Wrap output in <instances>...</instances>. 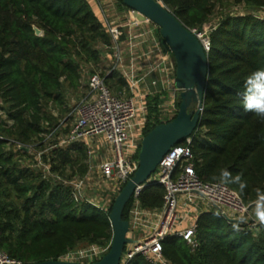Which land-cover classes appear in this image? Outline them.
<instances>
[{"label":"trees","instance_id":"1","mask_svg":"<svg viewBox=\"0 0 264 264\" xmlns=\"http://www.w3.org/2000/svg\"><path fill=\"white\" fill-rule=\"evenodd\" d=\"M161 1L189 29L210 22L224 1L251 8L211 23L203 110L188 137L197 175L224 182L221 173L228 171L230 181L224 183L251 206L264 196V120L244 111L242 94L248 75L264 68V16L252 11H263L264 0ZM114 3L119 11L131 9L122 0ZM101 10L90 0H0V110L6 114L0 115V251L18 262L57 260L82 243L110 246L113 237L109 213L115 197L106 208L77 200L64 179L44 177L29 163L36 161L33 148L44 147L48 135L60 133L61 124L47 111V102L70 110L64 104V84L77 88L83 65L97 64L105 49L114 46ZM103 75L110 87L120 90L127 83L117 70ZM166 94L146 95L143 135L175 117L180 99L176 97L175 110L164 109L163 114ZM185 143L187 138L178 144ZM53 144L42 153L53 172L65 175L69 168V179L76 170L87 169L82 141ZM23 158L29 160L27 165ZM238 174L243 188L231 182ZM164 193L163 185L152 184L138 199L142 207L156 209L163 205ZM133 200L123 209L124 219L130 218ZM194 238L192 246L182 236L169 234L163 240L164 257L173 264H264V225L259 222L230 221L209 207L197 216ZM120 264L151 262L136 254L121 258Z\"/></svg>","mask_w":264,"mask_h":264},{"label":"built area","instance_id":"2","mask_svg":"<svg viewBox=\"0 0 264 264\" xmlns=\"http://www.w3.org/2000/svg\"><path fill=\"white\" fill-rule=\"evenodd\" d=\"M97 1L113 38V48L118 50L115 57L119 62L123 59L120 37L126 36L124 44L127 43L125 45L128 48L129 62L120 66L123 77L127 80L130 95L124 96L121 90L113 92L105 80V75L100 72L92 73L88 78V93L76 107V119L64 142L82 141L86 146L87 156L91 157L96 155L97 140L103 139L106 143L103 149L104 156L95 165L89 162L87 172L97 171L100 177L107 183H112L114 189L119 192L138 166L137 153L140 150L146 123V95L169 91L173 96L171 105L175 110L173 102L178 96V89L174 85V71L169 61L170 50H164L162 39L157 37L158 27L146 16L129 9V18L124 24L127 27L125 34L123 26L115 22L116 13L107 12L103 0ZM109 1L111 11H114V0ZM211 29L210 22L205 23L202 28L190 29L207 53L211 47L209 35ZM142 46L144 48L140 49ZM138 68L142 69L140 75L137 74ZM152 73H157V77L149 82L146 78ZM151 85L157 88L152 89ZM202 110L203 107L201 112ZM190 143L191 139L187 138V143L172 146L157 165L154 174L135 188L128 220V236L131 229L137 228H141L144 234L126 249L122 261L142 254L151 264H173L163 255V240L174 233L195 246L196 219L200 211L215 207L222 215L226 212L230 217L236 218L247 210L248 205L243 202L236 190L222 181H204L197 175L191 161L193 152ZM42 153L44 151H37L36 161L31 166L41 168L44 177H50L52 170L50 164L42 159ZM93 166L96 168L93 169ZM87 175L75 180L64 179V182L71 186L75 199H85L101 206L84 193ZM55 176L62 179L56 174ZM152 184L163 185L164 202L160 208L147 209L141 206L138 197L143 188ZM108 249L109 246L106 245L98 250L76 254L71 250L60 259L94 261ZM9 262L18 261L0 251V264Z\"/></svg>","mask_w":264,"mask_h":264},{"label":"water","instance_id":"3","mask_svg":"<svg viewBox=\"0 0 264 264\" xmlns=\"http://www.w3.org/2000/svg\"><path fill=\"white\" fill-rule=\"evenodd\" d=\"M122 1L158 27L164 50H170L174 85L180 99L177 113L171 120L155 125L142 137L138 166L115 196L109 213L113 237L105 254L94 261L57 259L4 264H120L126 244L134 242L128 236L129 221L122 216L125 205L133 196L135 188L150 178L170 148L188 138L200 123L209 64L208 54L202 43L161 0ZM34 30L37 35L41 34V29L37 26H34ZM223 216L230 221H239L226 212Z\"/></svg>","mask_w":264,"mask_h":264},{"label":"rangeland","instance_id":"4","mask_svg":"<svg viewBox=\"0 0 264 264\" xmlns=\"http://www.w3.org/2000/svg\"><path fill=\"white\" fill-rule=\"evenodd\" d=\"M103 3H104V6H105L107 12L116 13L115 17H118L120 15L119 13H117L115 11H111L112 8L110 7V1L109 0L108 1L103 0ZM248 10H251V8L245 6V4H243V3L242 4H235L232 1H224L222 5H220V6L217 5V7L215 8L214 13L211 16L210 23H216L222 15L246 13V12H249ZM252 11L255 14L259 13L258 10H252ZM259 14L264 15V12H260ZM120 50L122 51L121 52L122 53L121 55L123 57L122 61L119 62V60L115 57L116 53L118 52V50L115 49V47L114 48H107V49H105L104 53L102 54V58H101L100 62H98L97 64H85V65H83V67L81 69L80 85L77 88L69 87L66 83L64 84V104L67 105V107H69L70 110L65 111V109H63V106H61L57 103H54L52 101L47 102V104H46L47 111L52 113L58 119L59 123L61 124L60 133L59 134L52 133L51 135H48L49 137L44 141L45 142V144L43 145L44 147H40L39 149L33 148L35 154L37 153L38 150L48 152L55 145V144H53L55 142L57 145H61V146L64 145L65 143H68L67 141L64 142V140L67 139L68 132L72 128L73 123L76 119V107H77L78 103L88 93V78H89V76L94 72H100L102 75H103V73L106 75H110L113 70L114 71L117 70L120 73V70L122 68L120 65L121 64H123V65L127 64V62H128L127 58L129 57L128 48L126 47V45L121 44ZM126 59H127V61H126ZM169 59H170V57H169ZM91 71H93V72H91ZM110 84L108 83V85H110ZM111 88H112L113 92H115V93L119 91V89H116L115 85L112 86ZM121 91H122V94L124 96L130 95L129 90H127L126 87L122 88ZM172 101H173V96L169 92H167L166 96L163 99V103L161 105V107L163 108L162 109L163 114H165V110L166 111L167 110L173 111V108L171 105ZM173 103H175V102H173ZM0 105H3L1 99H0ZM175 107H176V105H175ZM0 115L2 118H6L5 112H3L1 110H0ZM97 141H98V149L96 151V155L91 156V157L87 156L83 160V162H86V165H87V169L83 173H78L76 170L75 174H73L69 179H66L65 176H67V173H71L69 168H66L65 169V175H60L59 173L52 171V174H50L49 176L51 178L57 179V177L55 176V174H56V175L60 176L62 179L69 181V180H75L76 178H79V177H84L88 174L87 175L88 178L86 179L85 188H84L85 195L87 197H89L90 199L94 200L95 203H98L99 205H101L103 207H108L109 204L111 203L112 198L118 194V191L116 189H114V186L112 183L109 184L106 182V180H104L103 177H100L99 173L97 171H90L89 173L87 172V170L89 169V165H90L89 162H91L92 164L95 165L96 162H98L100 160V158H102L104 156L103 149L106 147V143L104 142L103 139H100ZM85 150H86V146H85ZM137 159H138V157H137ZM28 161L29 160L25 159V158H23L21 160L23 165H27ZM29 163L31 165L34 164L33 161H31V162L29 161ZM34 168H35V171L39 170L42 172L41 168H39V167H34ZM92 168L94 169L96 167L93 166ZM153 174L154 173H152V175ZM262 211H264V196L262 198H260L259 200H257L256 202H254V204H252L251 206H247V210L245 211V213L237 216L236 218H238L239 221H241L243 223H247L248 225H251V224L255 225L256 223L259 222L256 218L257 213L262 212ZM143 234H144V231L141 228H137V229H133V230L131 229L129 232V236L133 240L139 239L141 236H143ZM131 246H132V244L128 243V244H126L125 248L129 249ZM101 247L102 246H100L98 244L82 243V244L78 245L76 248H74L72 251H73V253L76 254V253H80V252H89V251H93V250H98ZM123 259H124V255H122V260Z\"/></svg>","mask_w":264,"mask_h":264},{"label":"clouds","instance_id":"5","mask_svg":"<svg viewBox=\"0 0 264 264\" xmlns=\"http://www.w3.org/2000/svg\"><path fill=\"white\" fill-rule=\"evenodd\" d=\"M242 107L244 111L252 112L264 120V68L253 71L244 81ZM230 177L231 174L228 171H222L221 178L224 182H229ZM231 182L239 183L241 188L245 186L239 174L232 178ZM256 218L260 224L264 225V211L258 212Z\"/></svg>","mask_w":264,"mask_h":264},{"label":"crops","instance_id":"6","mask_svg":"<svg viewBox=\"0 0 264 264\" xmlns=\"http://www.w3.org/2000/svg\"><path fill=\"white\" fill-rule=\"evenodd\" d=\"M91 2H92V4H93V6L97 9V8H99L100 10H101V7H100V5H99V3H98V1L97 0H90ZM114 5H115V3H114ZM115 10V12H117V13H119L120 15L116 18L115 17V22L118 24V25H122L123 27H122V29L124 30V32H125V34H126V28L127 27H125L124 26V24L128 21L127 19L129 18V15H128V10H121V11H119V10H117V8H116V5H115V8H114ZM101 12H102V10H101ZM116 15V14H115ZM126 19V20H125ZM157 35H158V33H157ZM125 35H124V38H123V40H121V44H124V41H125ZM157 37H159V35L157 36ZM160 38V37H159ZM125 44H127V43H125ZM124 44V45H125ZM144 47L142 46V47H140V49H143ZM140 49H139V51H140ZM128 59V62H129V57L127 58ZM127 59H126V61H127ZM169 61H170V59H169ZM128 62H127V64H128ZM126 63V62H125ZM141 72H142V69L141 68H138V70H137V74L138 75H140L141 74ZM118 75H119V77H123V74H122V71L120 70V73L118 72ZM155 77H157V73H152V74H150L149 76H147V81H149L150 82V80L152 79V78H155ZM124 78V77H123ZM124 87H126L127 88V90H129V88H128V83H126V85L125 86H123L122 88H124ZM122 88L120 89V90H122ZM151 88L153 89V88H157V87H155V86H153V85H151ZM166 92H169V91H166ZM163 103V102H162ZM204 207V206H203Z\"/></svg>","mask_w":264,"mask_h":264}]
</instances>
